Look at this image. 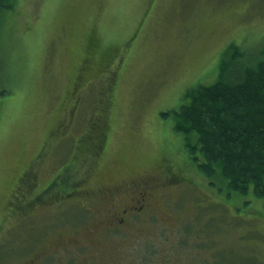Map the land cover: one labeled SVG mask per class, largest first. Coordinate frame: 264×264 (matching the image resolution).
Masks as SVG:
<instances>
[{"label": "rangeland", "instance_id": "1", "mask_svg": "<svg viewBox=\"0 0 264 264\" xmlns=\"http://www.w3.org/2000/svg\"><path fill=\"white\" fill-rule=\"evenodd\" d=\"M2 16L0 264L44 248L42 264H264V200L219 193L161 115L217 79L231 42L258 56L264 0H15ZM55 176L80 198L35 201ZM145 179L162 206L129 229L81 197Z\"/></svg>", "mask_w": 264, "mask_h": 264}, {"label": "trees", "instance_id": "2", "mask_svg": "<svg viewBox=\"0 0 264 264\" xmlns=\"http://www.w3.org/2000/svg\"><path fill=\"white\" fill-rule=\"evenodd\" d=\"M14 5L15 0H0V18ZM244 55L231 42L217 79L187 88L183 102L161 115L171 117L183 135L187 165L211 178L219 193H253L264 200V41L254 60L242 62Z\"/></svg>", "mask_w": 264, "mask_h": 264}, {"label": "flooded vegetation", "instance_id": "3", "mask_svg": "<svg viewBox=\"0 0 264 264\" xmlns=\"http://www.w3.org/2000/svg\"><path fill=\"white\" fill-rule=\"evenodd\" d=\"M29 171L27 168L26 171L22 174L23 184L29 181ZM64 178L62 177V180ZM67 180V178H66ZM65 180V182H66ZM61 179L58 176L42 189L41 192L35 193L33 199L35 201H40V203H45V196L50 195H60L62 197H67L71 199H78L80 196L73 194L74 190L66 191L61 193L57 191V186H59ZM38 178L35 177L33 182H31L30 189L38 187ZM110 183H106L102 186L86 188L84 185V196H81L84 199H89L92 202H95L99 205V208H102V212L105 215L106 219L103 220L105 224L111 225L117 230L123 228L129 229L134 227L137 223L135 218L146 217L148 211L155 206L159 208L162 206V202L156 194V191L159 186L162 185L161 182H156L153 179H145L134 182H126L123 184L110 186ZM78 193V188L74 193ZM59 197V199H63ZM159 202H161L159 206ZM71 241H75L73 238H69ZM70 243V242H69ZM46 248L38 251L36 256H34L28 263L24 261L22 264H42V259L47 254L44 251ZM43 257V258H42ZM89 264V263H88Z\"/></svg>", "mask_w": 264, "mask_h": 264}]
</instances>
